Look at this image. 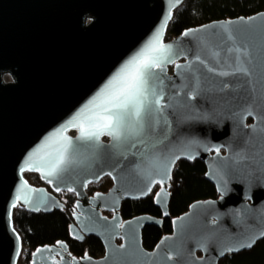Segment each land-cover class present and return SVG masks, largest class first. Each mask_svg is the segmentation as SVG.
Wrapping results in <instances>:
<instances>
[{"label": "water", "instance_id": "95a60500", "mask_svg": "<svg viewBox=\"0 0 264 264\" xmlns=\"http://www.w3.org/2000/svg\"><path fill=\"white\" fill-rule=\"evenodd\" d=\"M186 1L0 0V264H19L24 249L15 209L62 210L59 192L77 197L71 238L81 243L95 236L105 255L77 258L61 242L64 248L58 243L38 248L52 251L34 256L36 250L31 264L34 259L37 264H219L264 239V11L190 28L168 41L170 23ZM157 31L172 46L174 60L164 73L156 70L163 118L149 129L146 117L141 135L120 141L103 135L98 144L79 140V130L69 128V162L56 176L44 175L64 147L53 134ZM236 46L251 57L250 75L232 73L236 54L227 49ZM29 156L40 171H20ZM181 160H201L219 197L191 204L174 218L173 232L147 250L143 231L162 227L163 218L124 220L122 205L149 197L160 185L154 201L168 217L171 180ZM26 173L38 174L49 188L35 186ZM105 177L112 187L91 196L88 187ZM17 194L31 203L22 199L12 208Z\"/></svg>", "mask_w": 264, "mask_h": 264}, {"label": "trees", "instance_id": "16d2710c", "mask_svg": "<svg viewBox=\"0 0 264 264\" xmlns=\"http://www.w3.org/2000/svg\"><path fill=\"white\" fill-rule=\"evenodd\" d=\"M262 11H264V0H187L176 11L167 32V40L174 39L187 29L216 20L249 17ZM206 172L207 168L201 160L192 162L181 160L176 165L171 180L170 215L168 217L163 216L154 201L161 188L160 185H157L152 194L145 199L124 201L121 209L124 220L140 215H151L164 220L162 227L150 225L144 229L143 246L145 249L153 250L164 236L171 234L174 218L186 213L191 204L219 197L216 187L206 179ZM25 176L30 181L33 175L26 173ZM112 185V179L105 177L99 183L91 184L87 192L91 196L98 192H107ZM35 186L47 185L39 176H36ZM56 196L65 204L62 210H55L52 213H31L24 207L15 209L14 226L24 246L19 264H31L32 254L38 248L55 245L58 242L67 243L70 252L77 258L89 256L99 259L105 255V247L99 238L89 236L80 243L70 236V226L74 222L76 195L71 192H59ZM105 214L109 217L113 216L110 213ZM219 264H264V239L252 250L228 255Z\"/></svg>", "mask_w": 264, "mask_h": 264}, {"label": "snow or ice", "instance_id": "6c2138e0", "mask_svg": "<svg viewBox=\"0 0 264 264\" xmlns=\"http://www.w3.org/2000/svg\"><path fill=\"white\" fill-rule=\"evenodd\" d=\"M176 3H179V0H176ZM171 16L170 8L167 12V19H171ZM166 24L167 20L164 21L165 28ZM189 34L190 32L184 33L185 36ZM228 38L230 40L233 39L231 36ZM171 47V45H166L162 42V31H157L148 45L118 70L94 100L90 101L88 105L55 132L53 135L62 138L64 147L57 158L48 164V170L43 174L48 177H54L61 169V166L69 162L67 154L73 145L72 138L65 135L69 128H77L79 130V140L95 141L97 144L103 135L111 136L114 141H120L122 137L127 138L129 135L138 136L143 134L146 117L148 128L153 129L159 123V119L163 118L162 113L166 107L163 104L162 89L157 92L158 73L156 70L164 73L166 65L174 63V60L170 59ZM227 52L236 54L234 57L235 67L232 68V73L239 72L250 75L247 64L252 61L247 49L236 46L228 48ZM242 56L244 59H242ZM196 59H199V57ZM201 62L203 63V61ZM181 67L183 66L177 65L178 69ZM162 83V81H159V84ZM247 114L251 115L252 113L248 112ZM132 146L135 147L134 144ZM215 151L219 153L220 147H215ZM178 158L177 156L176 159ZM24 170L40 171V167L33 161V157L29 156L24 162V166L20 169L21 172ZM26 186V182L21 185V192ZM71 190L69 189V191ZM22 199L24 197L21 194H17L11 207L15 208ZM24 202L31 203L28 199H24ZM119 227H123V224H119ZM261 235H264V232H261ZM58 244L61 248L65 247L61 242H58ZM245 246L251 247L252 243L250 242ZM228 250L238 251L239 248H229ZM43 251L51 252L52 249H37L34 256H39ZM85 259L88 258L85 257ZM33 264H37L36 259L33 260Z\"/></svg>", "mask_w": 264, "mask_h": 264}, {"label": "rangeland", "instance_id": "374dc122", "mask_svg": "<svg viewBox=\"0 0 264 264\" xmlns=\"http://www.w3.org/2000/svg\"><path fill=\"white\" fill-rule=\"evenodd\" d=\"M30 174L33 175V176H32V179L36 182V176H38V174H34V173H30Z\"/></svg>", "mask_w": 264, "mask_h": 264}, {"label": "flooded vegetation", "instance_id": "af4514ba", "mask_svg": "<svg viewBox=\"0 0 264 264\" xmlns=\"http://www.w3.org/2000/svg\"><path fill=\"white\" fill-rule=\"evenodd\" d=\"M238 1H239V0H238ZM241 1H242V0H241ZM250 122H252V120H250ZM70 134L74 136V135H75V132H71ZM223 153H224V152H223Z\"/></svg>", "mask_w": 264, "mask_h": 264}]
</instances>
